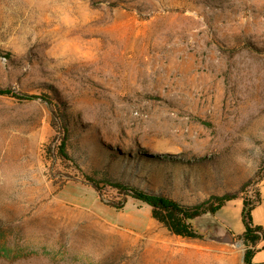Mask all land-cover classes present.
Returning <instances> with one entry per match:
<instances>
[{
	"label": "rangeland",
	"instance_id": "obj_1",
	"mask_svg": "<svg viewBox=\"0 0 264 264\" xmlns=\"http://www.w3.org/2000/svg\"><path fill=\"white\" fill-rule=\"evenodd\" d=\"M0 87L40 96L0 95V264H245L226 210L185 238L109 183L262 195L264 0H0Z\"/></svg>",
	"mask_w": 264,
	"mask_h": 264
},
{
	"label": "trees",
	"instance_id": "obj_2",
	"mask_svg": "<svg viewBox=\"0 0 264 264\" xmlns=\"http://www.w3.org/2000/svg\"><path fill=\"white\" fill-rule=\"evenodd\" d=\"M0 95H12L21 99L40 98V96L35 94H17L11 88L4 87H0ZM63 128L65 131H68L65 124ZM65 147L66 143L62 142L61 150L68 156ZM109 184L124 193L125 196H130L150 205L152 207L153 217L163 223L173 234L191 239L202 237V234L197 231L193 224L196 218L206 213H217L228 201L237 197L236 194L214 195L192 206H186L165 195L150 193L119 182ZM95 187L99 192H101L103 188L100 187V185H95ZM126 202L127 198L125 197L122 201L108 202V204L117 209H121L125 206ZM261 202L262 195L260 193L256 200L245 198L243 201L242 221L245 226V231L242 237L245 239L248 246L244 255L245 264H254L252 258L254 253L259 249L257 248V244L264 238V227L262 225H256L253 219V210L261 204Z\"/></svg>",
	"mask_w": 264,
	"mask_h": 264
},
{
	"label": "crops",
	"instance_id": "obj_3",
	"mask_svg": "<svg viewBox=\"0 0 264 264\" xmlns=\"http://www.w3.org/2000/svg\"><path fill=\"white\" fill-rule=\"evenodd\" d=\"M234 200L229 201L220 211L226 210L227 215L225 218L234 222V226H231L239 234H243L245 226L242 221L243 201L239 200L232 203ZM220 211L217 213L219 215ZM253 219L256 225H262L264 227V185L262 187V202L253 210ZM228 226H230L228 224ZM252 262L254 264H264V247L259 248L253 255Z\"/></svg>",
	"mask_w": 264,
	"mask_h": 264
}]
</instances>
